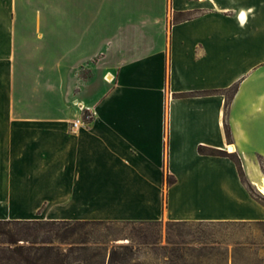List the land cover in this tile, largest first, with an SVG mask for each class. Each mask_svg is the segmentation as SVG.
Here are the masks:
<instances>
[{
    "label": "crops",
    "instance_id": "0c3cea01",
    "mask_svg": "<svg viewBox=\"0 0 264 264\" xmlns=\"http://www.w3.org/2000/svg\"><path fill=\"white\" fill-rule=\"evenodd\" d=\"M0 7V219L264 221V0Z\"/></svg>",
    "mask_w": 264,
    "mask_h": 264
},
{
    "label": "rangeland",
    "instance_id": "374dc122",
    "mask_svg": "<svg viewBox=\"0 0 264 264\" xmlns=\"http://www.w3.org/2000/svg\"><path fill=\"white\" fill-rule=\"evenodd\" d=\"M0 12L6 17L4 7ZM85 111L92 113L82 110L83 119L88 121L91 117ZM85 230L91 231L95 241L108 232L107 238H115L107 243L108 248L127 245L132 253L125 260L128 264H264V223L111 221L88 224Z\"/></svg>",
    "mask_w": 264,
    "mask_h": 264
},
{
    "label": "trees",
    "instance_id": "16d2710c",
    "mask_svg": "<svg viewBox=\"0 0 264 264\" xmlns=\"http://www.w3.org/2000/svg\"><path fill=\"white\" fill-rule=\"evenodd\" d=\"M186 17L183 13L173 15L172 21H180ZM236 85L222 90L226 97L225 107L228 106ZM204 90L194 93H209ZM183 95V94H180ZM87 116L91 114L85 111ZM226 137L230 138V129L224 122ZM200 154L227 156L235 164L242 182L249 194L264 206V196L256 191L246 179L239 157L235 153L199 145ZM257 160L264 173L262 161ZM167 181L172 180L167 176ZM111 221L103 220H19L0 219V264H128L125 260L130 257L131 250L127 245H111L107 243L115 238L105 237L92 240L91 231L85 230L88 224H101ZM264 223V221H256ZM93 241L92 245L89 242ZM107 258L106 261L104 259Z\"/></svg>",
    "mask_w": 264,
    "mask_h": 264
},
{
    "label": "bare ground",
    "instance_id": "6f19581e",
    "mask_svg": "<svg viewBox=\"0 0 264 264\" xmlns=\"http://www.w3.org/2000/svg\"><path fill=\"white\" fill-rule=\"evenodd\" d=\"M228 148V151L232 152L234 149H233V146L232 145H229ZM257 187V190L258 192H260L262 195H264V177H262L261 181L255 185Z\"/></svg>",
    "mask_w": 264,
    "mask_h": 264
},
{
    "label": "built area",
    "instance_id": "2783aa9c",
    "mask_svg": "<svg viewBox=\"0 0 264 264\" xmlns=\"http://www.w3.org/2000/svg\"><path fill=\"white\" fill-rule=\"evenodd\" d=\"M79 124H82V122H79ZM75 126H77V121L72 122V127L74 128Z\"/></svg>",
    "mask_w": 264,
    "mask_h": 264
}]
</instances>
